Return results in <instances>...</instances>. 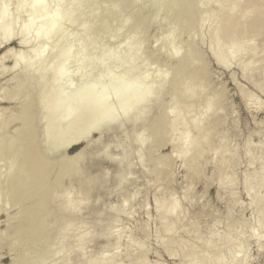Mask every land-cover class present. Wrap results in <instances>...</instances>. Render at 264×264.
Segmentation results:
<instances>
[{
	"label": "rangeland",
	"instance_id": "obj_1",
	"mask_svg": "<svg viewBox=\"0 0 264 264\" xmlns=\"http://www.w3.org/2000/svg\"><path fill=\"white\" fill-rule=\"evenodd\" d=\"M1 1L12 36L0 42V264H264V32L238 31L255 2L39 0L45 10L31 14ZM231 15L240 36H217ZM78 119L91 129L62 155L92 145L74 171L52 166L39 208L25 137L48 154ZM202 127L207 142L193 154ZM54 193L66 203L56 207ZM43 211L47 232L28 236Z\"/></svg>",
	"mask_w": 264,
	"mask_h": 264
},
{
	"label": "bare ground",
	"instance_id": "obj_2",
	"mask_svg": "<svg viewBox=\"0 0 264 264\" xmlns=\"http://www.w3.org/2000/svg\"><path fill=\"white\" fill-rule=\"evenodd\" d=\"M251 1H254L255 2V5H256V3H257V5H258V8L256 9L253 5H252V3L253 2H251ZM2 1L0 0V3H1ZM248 2V1H247ZM246 2V3H247ZM251 2V4H250V6H246L247 8H248V10H247V8L246 7H244V11H245V8H246V10L247 11H245L246 12V14L245 13H243V15H245L244 17H245V19L244 20H242V22H243V24H242V26L240 27V28H238V31L241 33V36L242 35H244V33L246 32V34H247V32H252V34L255 36V37H257V36H259V35H261V33H263L264 32V0H249V2L248 3H250ZM16 10L20 7V6H22V5H24V4H28V5H30V7H31V14H38V13H41V12H43L44 10H45V7H44V5H43V3H41L39 0H16ZM247 3V4H248ZM246 4V5H247ZM257 5H256V7H257ZM171 6V5H170ZM252 9H251V8ZM256 9H254V8ZM169 13H170V11H169ZM235 14H237V13H235ZM238 15V14H237ZM256 16L255 17V19H252V20H250L249 21V23L247 24V20H248V18L249 17H251V16ZM232 16V15H231ZM238 17L239 16H236L235 17V15L234 16H232V17H230L231 19H229V17H226V20L227 19H229V20H227L229 23H230V25H228V23L227 22H224V24L222 23L221 24V26H220V28H218V30H217V36H221V37H223L224 39H231L232 37H234L236 34H238V33H235L234 31H236L235 30V26H236V24H237V22L238 21H240V20H238ZM240 17H241V15H240ZM239 17V18H240ZM225 20V21H226ZM0 24H4V31L2 32V33H0V42L1 41H6V40H9V39H11V34H12V31H11V21H10V19L5 15V13H4V11H2V9H0ZM228 26H230L231 28L229 29V27ZM226 27V28H225ZM227 27H228V30H229V32H227L228 30H227ZM240 33L238 34L239 36H240ZM245 34V35H246ZM21 44H23V43H25V40L24 39H22L21 40V42H20ZM19 43V44H20ZM238 47V45H233V47H232V50H231V53H230V58L232 57V55L234 54V53H236L239 49L237 48ZM189 53L190 52H188L187 51V54L182 58V60L180 61V63H182V65L183 66H179L180 68H182V67H185L184 65L187 63V62H189L190 63V61H189V58H190V55H189ZM16 56V58H18L19 56L18 55H15ZM1 58L3 59V57L1 56ZM1 59V60H2ZM194 62H196V61H194ZM185 63V64H184ZM199 63V62H198ZM188 64V63H187ZM191 64V63H190ZM192 65V64H191ZM183 69V68H182ZM178 71H181V70H179L178 69ZM182 72V71H181ZM204 72V71H203ZM202 73V72H201ZM180 75V74H179ZM191 77V76H190ZM198 78V77H197ZM193 79V78H192ZM191 79V80H192ZM194 79H196V77L194 78ZM193 81V80H192ZM192 81H190V83L192 82ZM194 85H196L195 83H194ZM194 85H193V83L191 84V86L189 85L188 86V88L189 89H191L190 90V92L192 93V89H194L195 87H194ZM23 87H24V83H20L18 86H17V88H18V91L19 90H21V88L23 89ZM187 88V90H189ZM24 90V89H23ZM19 92H21V91H19ZM189 92V93H190ZM188 93V94H189ZM190 93V94H191ZM160 96H161V94H159V95H157L156 96V99L158 98V100H160ZM28 99V98H27ZM158 100H156V101H158ZM211 100H213L214 101V99H211ZM216 100V99H215ZM29 101H31L30 99H29ZM29 101H27L25 104H24V106L21 108V109H23V113L21 114V117L26 121V129L23 131V132H27V131H29V130H31L32 129V127H33V125H32V123H31V117H30V115L28 114L29 112H28V108H29ZM32 103H33V101H32ZM36 106L38 107V110H39V103L36 101ZM214 103V102H213ZM216 103V102H215ZM31 105V104H30ZM211 105H212V102L211 101H209L208 102V106H210L211 107ZM32 108V107H31ZM30 108V109H31ZM219 111H222V109L221 110H219ZM218 111V112H219ZM32 113V112H31ZM20 117V118H21ZM32 118H34V117H32ZM16 119V118H15ZM219 119V118H218ZM219 120H217V122H218ZM33 122V121H32ZM81 121H80V119H78L77 121H75V123H73V125H70V126H68V128L64 131V132H62L61 134H59V135H57L54 139H53V141H52V143H51V148L48 150L49 152H50V150L52 151V152H54V154H57L58 155V157H57V159H55V160H50V158H52V157H49V152H48V154L47 153H41L40 151H39V146H38V144H37V142H34L33 141V139L32 138H30V137H25V143H26V145H24V146H26V153H27V156H25V159L26 160H24L23 162H22V164L21 165H23V164H26V166L28 167V168H30V169H27L28 171H29V173H30V177H33L34 178V194H35V196L38 198V200H37V202L35 203V205H37V206H39V208L42 206V207H44V205H45V202H46V200H45V197H46V195H48V193H50V187L48 188V183H47V181H48V173L51 171V168H52V166L53 165H56L58 168H59V170L58 171H61V172H66V173H69V172H71V171H74V170H72V168L73 167H75V164L76 163H78L79 162V160H80V158H81V156H82V154L83 153H85V151L86 150H88L89 149V147L92 145L90 142H88V143H86L84 146H82V148H80L76 153H74L73 155V157L71 156V158H67L66 156H64V155H62L63 154V152H65V151H67V149L69 148V147H71V146H75L74 144L75 143H77L84 135H86L88 132H89V130L91 129L89 126L87 127L86 125H83L84 123H83V121L80 123ZM220 122H222V121H220ZM206 124H208V123H206ZM213 123H211L210 125H212ZM220 124V123H219ZM80 126H84V127H87L86 129L85 128H83L85 131H82L81 130V133L82 134H80V130L78 129V134H76V133H74V131L75 130H77V127H79L80 129H82ZM218 126V124L216 125V127ZM24 127V126H23ZM23 127H22V129H23ZM209 127V126H208ZM21 128V127H20ZM207 130V129H206ZM205 130V128L204 127H202V129L200 130V132H199V135H198V137L196 138V140L193 142V147H192V149H191V151H192V153L194 154V153H197V151H199V148H200V146L199 145H201V144H203V143H206L207 142V135H208V133H207V131ZM22 131V130H21ZM85 132V133H84ZM211 132V131H210ZM28 133V132H27ZM23 134V133H22ZM25 135V134H24ZM31 136V135H30ZM85 137V136H84ZM223 140V139H222ZM99 141H101L100 139L98 140V141H94V145H96L97 143H99ZM80 142V141H79ZM96 142V143H95ZM122 143L124 144V141L122 140ZM222 143V142H221ZM100 145V144H99ZM125 146H126V144H124ZM101 147V146H100ZM121 147H123V145L121 146ZM23 148V146H21L20 147V151L18 152L19 154H21V149ZM123 149H124V147H123ZM122 149V150H123ZM126 150V149H125ZM125 150H123V152L125 151ZM24 151V150H23ZM25 153V154H26ZM125 153V152H124ZM146 153V152H145ZM145 153H143V154H145ZM23 154V153H22ZM51 154V153H50ZM53 154V153H52ZM89 154V153H88ZM87 155V154H86ZM93 155V154H92ZM196 155V154H195ZM195 155H194V157H195ZM90 157L89 158H91V155H89ZM143 156H145V155H141L140 157H139V166H140V164H143V162H145V163H147V161H144V158H143ZM201 156V155H200ZM193 157V158H194ZM21 158V157H20ZM55 158V157H54ZM192 158V157H191ZM193 158L191 159V161H194L193 160ZM88 159V158H87ZM147 159V158H146ZM87 162V161H86ZM88 163V162H87ZM145 163H144V165H145ZM192 163V162H191ZM84 164H86V163H84ZM137 164V163H136ZM20 166V165H19ZM56 166H55V168H56ZM146 166V165H145ZM127 167H132V165L131 164H127ZM147 167V166H146ZM156 167V166H155ZM22 168V167H21ZM54 168V169H55ZM141 168H143V170H146V168H144L143 167V165H142V167ZM157 168V167H156ZM23 170V169H22ZM67 170V171H66ZM79 170V169H78ZM52 172H54V171H52ZM81 172V171H80ZM60 173V172H59ZM73 173V172H72ZM28 174V173H27ZM27 174H25L24 173V175L25 176H23L22 178H20L21 180H23L24 182H22V184H24L25 185V183H26V186H27V182H25V180H28V179H30V177H27V176H29V174L27 175ZM58 174V173H57ZM77 174H80L79 172L77 173ZM27 175V176H26ZM76 175V174H75ZM81 175V174H80ZM77 176V175H76ZM28 179H27V178ZM59 175L56 177L57 179H55V180H58L59 178ZM75 177V176H74ZM126 177V176H125ZM81 178H82V176H81ZM32 179V178H31ZM21 180H20V182H18V184L17 185H19V183H21ZM19 181V180H18ZM29 182V181H28ZM24 185H21V187H23L24 188ZM17 187V186H16ZM18 188H19V186H18ZM55 189V188H54ZM53 189V190H54ZM52 192V191H51ZM28 193H29V191H28ZM33 193V192H32ZM53 193V192H52ZM27 194V193H26ZM40 194V195H39ZM33 195V194H32ZM53 196H55V193L54 194H52ZM52 196V197H53ZM31 197V196H30ZM33 197H34V195H33ZM49 197H51V195L49 196ZM58 196H55V197H53V199L52 200H54V203H55V205H56V207L60 204V205H62L63 203H66L65 202V200H63V199H60V198H57ZM32 198V197H31ZM48 201L46 202V203H48L49 202V199L50 198H46ZM160 200V199H159ZM162 200V199H161ZM263 206H262V209H261V211H260V216L262 215V219H261V221H259L258 222V224H262L263 223V215H264V197H263ZM50 204V203H49ZM36 206V207H37ZM156 209H157V211L158 212H160V211H162L163 209H164V207H165V205H164V201L162 202V201H156ZM31 207H33V204L31 205ZM41 207V208H42ZM46 208V207H45ZM174 208H176V209H178V206L176 207V203H175V205H174ZM33 209H34V207H33ZM29 210H32V208H30ZM28 210V211H29ZM28 211L26 212L27 214H26V216L27 215H29V213L31 214V212H29L28 213ZM38 211H40V209L38 210L37 209V212ZM42 211V210H41ZM41 211H40V213H41ZM47 211V210H46ZM44 213H45V211H43ZM49 213H50V211H48ZM179 212V211H178ZM34 213V212H33ZM35 214V213H34ZM34 214H32L33 215V218H34ZM38 214H39V212L37 213V215L35 214V216L37 217V220L39 219L38 218ZM23 215V214H22ZM32 215L30 216H28V217H32ZM43 215V214H42ZM26 216H24L25 218H28V217H26ZM52 216V218L54 217V215H51ZM23 217V218H24ZM48 217H50V216H48L46 213L43 215V217L42 218H40V219H47ZM51 218V217H50ZM32 219V218H31ZM169 219V221L168 220H164L163 222L165 223V224H163V226H164V231L166 232V234L168 233V234H171L172 232L171 231H173L172 229V227H173V224H174V221L176 220V219H172V217H169L168 218ZM259 219V218H258ZM32 221H33V219H32ZM47 221V222H46ZM46 221H40V222H37L36 220H35V222L37 223L36 224V227H34V229L36 228H39L37 231H35V230H32L33 229V227H31L30 229H29V226H26L27 228H28V232H30V234L28 235V236H33V238L34 237H36V236H40V235H42V234H44L45 235V232H47L46 230H48V227L50 226V224H49V226H46L45 225V223L48 225V223H50L51 221L49 220V218H48V220H46ZM166 221V222H165ZM27 223V222H26ZM29 224V223H28ZM176 224V223H175ZM174 224V225H175ZM27 225V224H26ZM53 225V224H52ZM32 226V225H31ZM34 226V225H33ZM37 226H39V227H37ZM163 226H162V229H163ZM176 226V225H175ZM174 226V227H175ZM22 230V229H21ZM15 232H16V230H15ZM23 232V231H22ZM171 232V233H170ZM20 233V232H19ZM16 234H17V232H16ZM17 236V235H16ZM18 238H20V237H18ZM25 239H26V237H25ZM24 239V240H25ZM31 239V238H30ZM173 243V242H172ZM178 245H179V243H178ZM181 246H182V244H181ZM180 246V247H181ZM176 247V246H175ZM181 249V248H180ZM184 249V248H183ZM187 249V248H186ZM186 249H184L185 251H187ZM175 250V249H174ZM260 251V250H259ZM175 252V251H174ZM171 253V252H170ZM171 255H173V254H171ZM188 255V254H187ZM186 255V256H187ZM185 259H186V257H185ZM140 263L139 264H142V260L141 261H139ZM105 263H107V261H106V259H104V260H102V262H100V264H105ZM108 263H110V262H108ZM111 264H112V262H111ZM192 264H194L193 262H192Z\"/></svg>",
	"mask_w": 264,
	"mask_h": 264
}]
</instances>
